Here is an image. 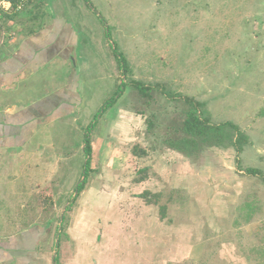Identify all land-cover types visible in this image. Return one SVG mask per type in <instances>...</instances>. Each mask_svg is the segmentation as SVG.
Masks as SVG:
<instances>
[{
	"label": "rangeland",
	"instance_id": "rangeland-1",
	"mask_svg": "<svg viewBox=\"0 0 264 264\" xmlns=\"http://www.w3.org/2000/svg\"><path fill=\"white\" fill-rule=\"evenodd\" d=\"M26 1L23 20L0 12V35L8 45L55 17L73 47L74 102L19 153L0 151L2 232L44 229L55 264H264V0ZM186 99L222 127L220 146H171Z\"/></svg>",
	"mask_w": 264,
	"mask_h": 264
},
{
	"label": "crops",
	"instance_id": "crops-1",
	"mask_svg": "<svg viewBox=\"0 0 264 264\" xmlns=\"http://www.w3.org/2000/svg\"><path fill=\"white\" fill-rule=\"evenodd\" d=\"M22 14H17L15 17L21 18ZM29 18L32 21L28 22ZM29 18L25 19L28 25L36 22V18L32 19L31 16ZM7 21L6 18L4 23ZM18 21L20 20L17 19L16 24ZM0 24H3V21ZM62 27L52 16L40 29L31 26L20 31L19 34L12 33L11 39L7 38L11 41L8 45L5 43V33L2 32L0 35V151L2 152L6 150L19 153L35 137L37 130L48 125L52 119L62 117L65 110L61 107L57 111L59 104H66L65 108H69L66 115L72 112L74 94L71 90L69 92V89L73 87L71 68L74 60L71 59L73 52L68 53V51L73 50V47L66 43L67 37ZM65 28L68 33L71 31L70 28ZM20 34L23 35L19 37ZM56 40L60 41L57 45H55ZM50 43L53 47L46 49ZM2 230L3 225H0V264H55L57 252L55 255L54 252H50L47 256L40 253L44 229L38 226L28 227L15 231L9 236ZM58 264L73 263L65 262L64 257V260Z\"/></svg>",
	"mask_w": 264,
	"mask_h": 264
},
{
	"label": "trees",
	"instance_id": "trees-1",
	"mask_svg": "<svg viewBox=\"0 0 264 264\" xmlns=\"http://www.w3.org/2000/svg\"><path fill=\"white\" fill-rule=\"evenodd\" d=\"M89 1V0H84ZM2 14V13H0ZM8 14V13H7ZM3 15H6V13H3ZM114 54L118 61V66L120 70L123 72L124 76H127V73L131 72V69L128 65L127 59L120 54L119 52L114 50ZM129 70V71H128ZM135 83V82H134ZM137 88L142 92V94H146L147 90L144 88L142 84L136 83L135 84ZM125 84L121 83L118 89V92L116 95L108 100L106 104L103 106L102 112L105 113L109 108L113 107L118 100L122 97L125 91ZM150 91V89L148 90ZM148 96V95H147ZM150 96V95H149ZM186 101L189 104V108L186 112V118L183 122L182 131L185 134V138L171 143V146L180 151L185 152L186 154H191L199 145V143L208 144V146H220L221 138H222V127L221 126H213L210 124L208 118L203 117L204 115L200 111L201 108L204 106L200 103H194L191 99H186ZM98 116H100V112L95 116L94 122L89 126L88 133L84 137V154L87 157L85 163H84V181L79 184L76 188V191L81 194L83 190L85 189V184L87 182V178L89 175V170L91 167V156H92V145H91V137L90 133H92L95 123L98 120ZM229 126H231V129H233L236 133V140H235V147L238 150L242 149V141H243V135L240 132L239 128L235 125L229 123ZM249 174H259L258 171H249ZM263 183H264V176L262 177ZM57 260L59 256L56 257ZM55 258V259H56Z\"/></svg>",
	"mask_w": 264,
	"mask_h": 264
},
{
	"label": "built area",
	"instance_id": "built-area-1",
	"mask_svg": "<svg viewBox=\"0 0 264 264\" xmlns=\"http://www.w3.org/2000/svg\"><path fill=\"white\" fill-rule=\"evenodd\" d=\"M26 4V0H0V12L7 14L10 9H13L15 12L20 13Z\"/></svg>",
	"mask_w": 264,
	"mask_h": 264
}]
</instances>
